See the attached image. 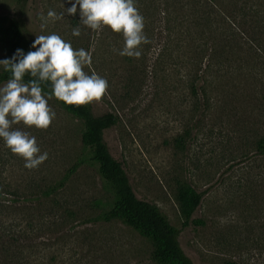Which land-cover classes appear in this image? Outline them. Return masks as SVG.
Listing matches in <instances>:
<instances>
[{
	"label": "rangeland",
	"instance_id": "374dc122",
	"mask_svg": "<svg viewBox=\"0 0 264 264\" xmlns=\"http://www.w3.org/2000/svg\"><path fill=\"white\" fill-rule=\"evenodd\" d=\"M216 1L220 10L224 0ZM244 3L264 10V0ZM163 4L161 9L173 11ZM69 6L66 0H29L22 10L16 0H0V15L23 18L33 39L56 33L74 50L90 53L83 70L108 82L92 101L93 111L118 117L105 141L139 199L157 205L180 228L179 186L207 192L194 214L205 225L189 226L179 237L193 264H264V156L256 147L264 136V43L247 53L249 46L222 41L227 54L221 59L230 56L225 77H213L206 56L198 54L200 82H207L208 92H201L196 110L189 92V75L197 73L190 64L193 51L174 46L179 34L166 29V17L175 13L159 10L156 21L144 22L148 43L140 45L139 57H128L118 54L124 45L120 33L84 26L78 12L66 13ZM49 9L65 15L41 28ZM186 13L183 8L177 14ZM76 27L79 36L72 35ZM48 105L56 115L47 129L12 126L34 136L41 153H48L38 167L26 168L0 139V264H157L149 240L120 220L104 218L112 196L98 166L83 160L69 173L85 153L83 125L54 98Z\"/></svg>",
	"mask_w": 264,
	"mask_h": 264
},
{
	"label": "trees",
	"instance_id": "16d2710c",
	"mask_svg": "<svg viewBox=\"0 0 264 264\" xmlns=\"http://www.w3.org/2000/svg\"><path fill=\"white\" fill-rule=\"evenodd\" d=\"M29 0H16L20 9H25ZM162 2L166 7H173L172 12L161 9ZM216 0H135V6L144 17V22L148 20L156 21L158 13L171 14L166 17L169 24V32L179 34L176 37L177 43L174 46H186L191 49L192 56L190 64L197 67V73L189 75V92L191 98L196 101L201 92L207 94V82L201 83L199 72L202 70L201 61L198 63V54L204 58L206 56V70H212L213 77H225L223 68L228 56L227 51L220 46L222 41L228 45L249 46L247 53L255 52L254 47L258 43L263 44L260 37L264 35V10L259 7L240 6L244 0H224L219 3L221 9L218 10ZM186 9V16L178 15V11ZM239 9V11H237ZM161 10L160 12H158ZM170 22V23H169ZM185 26L186 34H183ZM183 27V29H182ZM182 31V32H181ZM185 33V32H184ZM206 34L208 37H206ZM185 35V36H184ZM262 39V40H260ZM34 39L26 32L25 22L21 17H11L0 15V49L10 58L17 48L23 49L26 53L30 50ZM212 43V44H211ZM258 50V49H257ZM253 54V53H252ZM232 56V55H231ZM164 51L158 56L157 61L163 62ZM205 59V58H204ZM194 60L197 62L194 63ZM264 66V61L262 62ZM261 63V64H262ZM9 73H0V84L6 82ZM255 78L258 75L254 76ZM205 78V76H202ZM25 81L29 77L25 76ZM206 87V88H205ZM42 90L50 92L47 85H42ZM54 98L58 104L67 112L78 118L82 125V144L85 153L82 160L71 168L69 173H74L80 163L91 161L98 166L99 173L104 181L105 189L112 196V206L104 216L107 220L116 219L131 227L142 237L152 244V258L157 264H193L181 247L179 237L182 231L189 226H203L202 219H195L194 214L201 206L206 191L199 192L191 184L183 183L178 189V198L184 222L180 228L172 225L168 217L161 209L150 202L139 199L130 183V179L123 167V164L115 159L110 152L105 141V133L118 123V117L113 113H105L101 116L95 115L93 103L80 106L66 105L62 101ZM195 109V108H194ZM257 151L264 156V136L256 141ZM62 185L51 187L44 193L49 197L57 188Z\"/></svg>",
	"mask_w": 264,
	"mask_h": 264
},
{
	"label": "clouds",
	"instance_id": "9594fccd",
	"mask_svg": "<svg viewBox=\"0 0 264 264\" xmlns=\"http://www.w3.org/2000/svg\"><path fill=\"white\" fill-rule=\"evenodd\" d=\"M66 13H79V21L92 30L109 28L124 38L118 54L140 56V45L148 43L144 34V17L135 6V0H66ZM65 12L49 9L42 16L41 28L49 21L62 18ZM80 35V28L72 30ZM28 52L17 48L10 58L0 59V70L9 73L6 82L0 84V139L11 153L24 160L28 169L38 167L48 158L40 151L36 138L13 125L47 129L55 118L48 100L55 97L66 105L80 106L99 100L108 87L105 78L97 73H86L83 68L91 63V55L85 49H73L56 33L36 35ZM25 76L29 77L25 81ZM50 87V92L42 90Z\"/></svg>",
	"mask_w": 264,
	"mask_h": 264
}]
</instances>
